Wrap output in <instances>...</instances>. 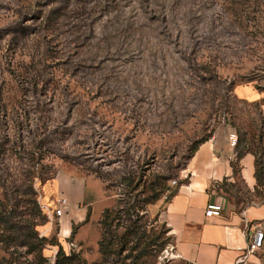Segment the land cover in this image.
I'll list each match as a JSON object with an SVG mask.
<instances>
[{
  "label": "rangeland",
  "instance_id": "374dc122",
  "mask_svg": "<svg viewBox=\"0 0 264 264\" xmlns=\"http://www.w3.org/2000/svg\"><path fill=\"white\" fill-rule=\"evenodd\" d=\"M241 141L264 165V0H0V202L17 227L56 230L49 189L81 179L100 240L130 174L165 183L166 203L202 144L241 159ZM216 191L235 212L264 204L236 166ZM150 209L142 224L165 250L172 236ZM50 240L43 255L55 264ZM69 241L66 253L102 264L93 238Z\"/></svg>",
  "mask_w": 264,
  "mask_h": 264
},
{
  "label": "crops",
  "instance_id": "0c3cea01",
  "mask_svg": "<svg viewBox=\"0 0 264 264\" xmlns=\"http://www.w3.org/2000/svg\"><path fill=\"white\" fill-rule=\"evenodd\" d=\"M229 145L206 142L195 152L185 170L186 179L168 202L159 201L150 211L169 229L175 253L180 259L173 264H235L248 248L249 240L257 227L264 231V204L248 206L241 212L233 211L216 188L222 182H235V166L249 190L256 186L255 157L245 154L237 159ZM238 165V166H237ZM88 182L81 179L55 180L49 191L55 197H64L68 209L57 221L56 230L47 224L45 236L55 237L68 250L73 246L97 247L99 233L91 227L96 221L88 211L94 202L87 193ZM88 203V204H87ZM222 204L221 217L207 218L209 204ZM76 229V230H75ZM70 244V243H69ZM160 264V263H157ZM247 264H264V249L249 255Z\"/></svg>",
  "mask_w": 264,
  "mask_h": 264
},
{
  "label": "trees",
  "instance_id": "16d2710c",
  "mask_svg": "<svg viewBox=\"0 0 264 264\" xmlns=\"http://www.w3.org/2000/svg\"><path fill=\"white\" fill-rule=\"evenodd\" d=\"M243 143L241 141L243 155L254 154L256 157V152L246 148ZM255 178L256 189H264V165L258 158H255ZM121 185L124 188L123 197H120L114 207L104 210L99 222L102 233L98 252L102 264H156V259L168 244V239L160 241L162 236H158L154 228L151 230L153 234H148L144 227L147 224L142 222L149 215L148 207L158 202L170 188L157 181L143 183L139 176L131 174L123 179ZM175 192L176 190L166 196L167 202ZM13 219L14 211H8L5 202H0V244L9 255L8 258H2L0 264H49L48 258L43 255L49 239L50 242L55 240L57 243L55 264H87L75 250L66 253L56 236L40 238L35 223L28 227H17L16 223H11ZM45 222L44 219L42 224ZM168 231L169 229L165 233ZM69 243H72V238ZM23 246L27 247L24 254L20 252Z\"/></svg>",
  "mask_w": 264,
  "mask_h": 264
},
{
  "label": "built area",
  "instance_id": "2783aa9c",
  "mask_svg": "<svg viewBox=\"0 0 264 264\" xmlns=\"http://www.w3.org/2000/svg\"><path fill=\"white\" fill-rule=\"evenodd\" d=\"M232 145L235 146L238 143L237 135H231ZM68 201L64 197H60L56 200V208L54 209L52 215L55 218L60 219L68 209ZM224 207L222 204H209L206 209V217L214 218L221 217ZM264 249V231L260 227H257L254 234L251 236L248 244L246 253L243 256L237 258L235 264H247L249 255L254 254L257 251ZM180 256L175 253L173 246L167 247L162 254L159 256L160 264H173L175 261L179 260Z\"/></svg>",
  "mask_w": 264,
  "mask_h": 264
}]
</instances>
